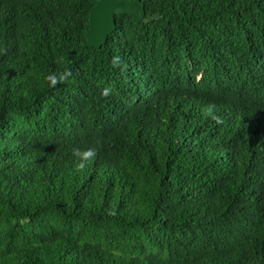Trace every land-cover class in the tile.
I'll return each instance as SVG.
<instances>
[{
  "label": "trees",
  "instance_id": "16d2710c",
  "mask_svg": "<svg viewBox=\"0 0 264 264\" xmlns=\"http://www.w3.org/2000/svg\"><path fill=\"white\" fill-rule=\"evenodd\" d=\"M141 1L0 0V264H264V0Z\"/></svg>",
  "mask_w": 264,
  "mask_h": 264
},
{
  "label": "water",
  "instance_id": "95a60500",
  "mask_svg": "<svg viewBox=\"0 0 264 264\" xmlns=\"http://www.w3.org/2000/svg\"><path fill=\"white\" fill-rule=\"evenodd\" d=\"M94 7L89 11L88 29L84 47L99 49L115 31V16L128 15L132 22L140 24L145 16L141 0H93Z\"/></svg>",
  "mask_w": 264,
  "mask_h": 264
},
{
  "label": "clouds",
  "instance_id": "9594fccd",
  "mask_svg": "<svg viewBox=\"0 0 264 264\" xmlns=\"http://www.w3.org/2000/svg\"><path fill=\"white\" fill-rule=\"evenodd\" d=\"M105 94H107V93H105ZM77 154H78V155H82L83 159L86 160L88 157L94 155V151L89 150V151H87V152L80 153L79 150H77ZM79 167H80V168H83V167H84V164H83V163H80V164H79Z\"/></svg>",
  "mask_w": 264,
  "mask_h": 264
}]
</instances>
